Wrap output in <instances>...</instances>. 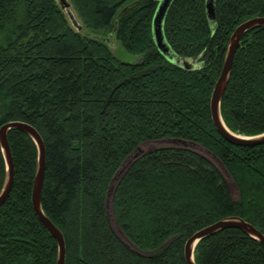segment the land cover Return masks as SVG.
Masks as SVG:
<instances>
[{
  "label": "trees",
  "instance_id": "trees-1",
  "mask_svg": "<svg viewBox=\"0 0 264 264\" xmlns=\"http://www.w3.org/2000/svg\"><path fill=\"white\" fill-rule=\"evenodd\" d=\"M160 0H69L88 34L57 0H0V128L33 126L46 147L41 203L64 236L65 264H187L186 242L219 221L239 217L264 234V145L228 143L210 103L236 29L264 18V0H175L164 34L185 70L158 50L152 24ZM115 37L136 64L120 62ZM235 134L264 133V27L245 34L221 103ZM199 144L238 186L235 201L219 171L188 148H161L138 159L110 185L140 145L161 139ZM14 184L0 208V264H57L59 247L32 204L38 148L21 130L8 133ZM162 142V141H161ZM143 149V147H140ZM6 164L0 147V193ZM196 264H264V246L236 228L204 238Z\"/></svg>",
  "mask_w": 264,
  "mask_h": 264
},
{
  "label": "water",
  "instance_id": "water-1",
  "mask_svg": "<svg viewBox=\"0 0 264 264\" xmlns=\"http://www.w3.org/2000/svg\"><path fill=\"white\" fill-rule=\"evenodd\" d=\"M174 1L175 0H160L159 1L158 8L155 13L153 24H152L153 38H154L155 44L158 50L160 51V53L164 57H166L169 61L175 63L178 67L182 69L194 70L196 68V60H193V61L186 60L183 58H179L176 54H174L164 34V23H165L167 14L170 8L172 7ZM57 2L61 6V8L65 10L73 27L76 28L78 32L82 31L83 27L82 25H80L74 12H72V5L69 2V0H57ZM206 11H207V16L209 20L215 21L216 12H215L214 0L206 1ZM259 27H264V18H254V19L248 20L244 22L243 24H241L236 29V31L234 32L230 40V44H229L228 52L226 55L225 64L222 69V73L215 84L214 91L211 97V103H210L211 118H212V122L217 132L228 143L234 146H237V147L254 148V147L264 145V133L257 135V136H252V137H246V136L235 134L226 126L222 118V114H221V103H222V99L226 91L227 85L230 80L236 52L245 34ZM15 129L21 130L25 132L26 134H28L33 139V141L35 142L38 148V164H37V173H36L35 183L33 187L32 204H33L37 217L39 218L41 223L45 226L48 232L54 237V239L58 243L59 255H58L57 264H65L66 244H65L64 236L61 233V231L54 225V223L46 216V214L43 211L42 203H41L42 202L41 201L42 191H43L44 180H45V172H46L45 143L42 137L40 136V134L38 133V131L33 126L27 123H24V122L13 121V122H9L3 125L0 128V147H1L2 154L5 160V164H6V180H5L4 187L0 193V208L8 200L9 195L13 188V184H14V176H15L14 162H13V157H12V153H11V149L9 145L8 133ZM170 141L173 143L182 144L184 145L185 148L187 147L189 143L196 145L193 142L188 143L187 141H184L181 139H172ZM150 152H153V151H150ZM150 152H144L140 149V147H138L136 151H134L125 160V162L122 164L121 168L116 173L112 181V183L115 184V187H112L113 196L115 194L117 186L121 182L122 178L126 175L128 170L131 168V166L138 159H140L141 157H143L144 155ZM230 179L232 178L230 177ZM232 182L234 186L237 187L233 179H232ZM228 228L239 229L264 246V234H262L254 225H252L251 223L239 217H231V218H227L222 221H219L207 228H204L203 230L194 234L186 242L185 251H184L186 263L196 264L194 260V252H195L196 246L198 245L200 241H202L204 238L215 235L216 233L222 230L228 229Z\"/></svg>",
  "mask_w": 264,
  "mask_h": 264
},
{
  "label": "rangeland",
  "instance_id": "rangeland-1",
  "mask_svg": "<svg viewBox=\"0 0 264 264\" xmlns=\"http://www.w3.org/2000/svg\"><path fill=\"white\" fill-rule=\"evenodd\" d=\"M72 12H74L73 9H72ZM74 14H75V12H74ZM82 32H83V34H88V32L86 30H82ZM109 46H110L112 52L115 54V56L117 57V59L120 62L129 63V64H136V63H139L141 61L140 55H135V54H131V53L127 52L121 46V44L118 42V40L113 36L110 37ZM170 140H172V139H170V138L161 139L162 142L158 141V140L149 141V142L143 143L142 145H140V147H143V149H141V150L144 152H150V151L158 150L161 148H170V147H175V148L182 147V148H184V145L178 144V143H173ZM186 148H188L189 150H192V151L204 156L206 159H208L211 162V164L222 175L224 181L228 185L229 192H230L232 198L235 201L239 200V190L237 188L238 186L237 187L234 186V184L232 182L233 178L231 176L230 171L227 169L225 164L215 154H213L211 151H209L208 149H206L205 147H203L202 145H199V144L193 145V144L189 143ZM229 176L232 179H230ZM111 184L112 185H110V187L112 190L109 188V191L107 194V211H108V216H109V219L111 222V226L115 230L118 237L120 239L123 238L121 240L124 243L131 245L132 242L129 239L124 238V236L121 234L123 232H120L119 224L117 223V221L115 219V215H114V211H113V207H112V201H113V195H112L113 194V188L112 187H115V184H113V183H111Z\"/></svg>",
  "mask_w": 264,
  "mask_h": 264
}]
</instances>
